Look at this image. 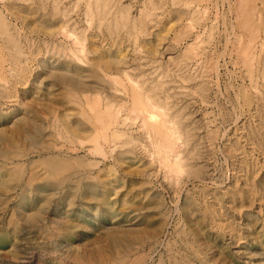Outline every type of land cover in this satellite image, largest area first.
<instances>
[{"label":"rangeland","instance_id":"obj_1","mask_svg":"<svg viewBox=\"0 0 264 264\" xmlns=\"http://www.w3.org/2000/svg\"><path fill=\"white\" fill-rule=\"evenodd\" d=\"M164 1L120 0L144 25L135 46L131 40H101L106 35L94 24L87 26L83 5L76 0L58 3L67 29L75 22V28L95 42V54H87L89 62L118 53L133 76L146 73L148 82L159 84L158 99L166 98L170 114L191 135L183 151L187 170L177 180L167 177L154 159L151 164L143 150L107 148L105 160L97 157V185L75 191L64 184L48 185L55 178L37 177L42 176L41 168L30 166L44 150L42 145L56 140L48 131L41 139L39 131L46 132L52 114L72 116L74 108L66 102L59 77V72L71 69L67 52L58 51L59 44L69 45L59 28L61 18L48 20L49 6L41 10L40 0L0 1V6L27 8L18 10L19 19L11 20L7 11L4 17L29 68L26 81L11 82L8 94L0 86V264H114L120 253H126L125 264H171L172 258L176 264H264V83L256 72L250 84L238 61L237 46L247 42L235 18L234 0ZM184 1L188 6H181ZM177 10L183 14L179 18ZM141 13L148 15L145 23ZM52 22L61 32L52 37L54 42L50 32H42V27L51 29ZM3 46L0 54L6 56ZM8 64L3 74L13 81L15 71ZM21 119L32 124V132L19 137ZM72 152V157L83 156ZM31 174L35 178L26 184ZM100 180L107 185L105 199L99 195L104 190ZM36 183L47 186L37 188Z\"/></svg>","mask_w":264,"mask_h":264},{"label":"bare ground","instance_id":"obj_2","mask_svg":"<svg viewBox=\"0 0 264 264\" xmlns=\"http://www.w3.org/2000/svg\"><path fill=\"white\" fill-rule=\"evenodd\" d=\"M76 1L83 5V9L81 11L84 12L86 19L89 22V25L87 26L94 24L100 31V35H106L102 36L103 38H100L101 40L106 38L110 41V43H115L118 40L121 41L122 39H125L126 42L127 40H131L133 45L137 42V36L144 28V25L142 24V21L136 19L140 17L132 18L129 15V9L121 4L120 0ZM159 1L160 0H157V2ZM169 1L171 2V0ZM172 1L174 2L175 0ZM59 2L60 0H47V3H45L44 0H40L39 6L42 10L43 7L48 4V20L61 18L59 28L61 29V32L65 34L66 38L69 39V45L64 46L63 43L59 44L58 51L65 50L67 52V58L69 57L66 61L68 64L67 68L71 69H67L65 72H59V77L64 81L61 85L63 87V94L66 102L73 103L74 108L72 107V116L64 112H62L61 115L52 114V120L49 124H47L48 126L46 125L47 130L43 127L46 132L41 130L39 131L38 137L40 136L41 139L44 138V135H46L48 131V134L53 137L55 136L56 140L51 146L45 144L42 145V149L45 151L41 150V152L37 154L38 158L30 162V166H38L41 168L42 176L40 174H37L36 176L47 179L55 178V180L50 182L48 185L54 184L62 186L64 184L69 188L68 191L71 189L75 191L79 188H84L85 190L91 189L94 185H97L98 180L95 181V179L97 177V179H99V160L101 158L99 159L97 157H102L103 160H105L108 152L106 151L107 148L113 152L114 150H120L124 147V150H121V152L134 153L136 149L145 151L150 157L149 161L154 159L157 167L161 168V171H163L167 177H171L176 180L179 179L181 173L187 170V163H185L186 158L183 155V151L187 145L190 144L191 135L188 133L182 121H180V119H175L174 115L170 114L168 111L170 105L168 104V101L165 100L166 98L163 96L161 101V99L159 100L156 96V89H158L159 84L157 82H148V79L146 78V80L144 78L146 73L144 76L142 72V74L138 73L136 76H133L129 72V63L122 62L120 58H118V53L109 54L110 57L106 58V60L103 59L104 61L101 58H92L90 61L91 66L88 68H82L80 65H77L75 63V59L78 60V62L83 61L90 64L87 54H91L92 52L95 54L96 48L93 46L95 42L92 38L85 34V30L83 31V29L79 30V28H75V22L73 23L74 29L73 27L72 29H67V19L63 18L65 13L64 9L62 10L58 7L60 4ZM149 2H151V0H149ZM154 3L155 2H153V4ZM12 4L10 6V4L7 5L2 3V6H0V38L3 39L0 44H3L7 49L6 56H4V54H0L2 63L0 64V86L3 87L5 94L9 93V86L11 82L14 84H23L27 78L25 74L29 70L28 66L24 65L27 62V57L25 59H21V55L24 54V50H22L23 47L21 48L17 45V37L15 36V33L10 31L8 21L5 19L6 16L4 17V13L7 11L9 16L13 17L10 18L11 20L19 19L20 14L18 10H25L27 8L15 5V3L13 5ZM171 5L175 6V4ZM183 5H187V2L184 1L181 6ZM234 5L236 7V13L233 12V14L235 13L237 24L243 31V35L245 36L247 42L245 45H242L239 41L240 44L237 46V53H239L238 56L240 60L238 61H240L245 68V75L248 76L247 78L250 80V84L253 80V74H256V72L260 73V77L263 79V81L262 79L260 81L264 83V0H234ZM1 7H5L6 10ZM196 9H198V7L195 8V12L197 13L198 10L196 11ZM180 10L182 11V9ZM175 13L177 12L175 11ZM178 14V18L183 15L180 11H178ZM150 15L151 14H149V16ZM147 16L148 15L146 13H141L142 19ZM185 17L188 16H184V18ZM195 18L196 17H194V19ZM51 25H53L51 29L48 28L50 25L42 27L45 28L42 32H50V40L51 42H54L52 37L58 35L60 29L57 27L55 22H52ZM89 28H91V26ZM47 29H50L51 31ZM238 38L240 39L241 37ZM42 43H46V41L44 40ZM33 45L34 42L31 39L30 46ZM59 55L60 54H58V56ZM7 63H10L8 66L11 65L12 69L15 71L13 81H10L8 77L3 74V72L6 71ZM100 71H103V73ZM65 80L67 82H65ZM241 97L243 100L248 98L246 93L243 91H241ZM19 122L20 124L18 126L20 128L16 130L19 137H21L22 134H29L32 132V124L30 122L22 119L19 120ZM38 137L35 135V140H37ZM12 140L7 139V142ZM56 141L59 143L57 144ZM181 147L184 148L181 149ZM52 149H56V153H54ZM77 150L78 152L75 154L77 155L79 152H83V156H70V154L73 153L72 151ZM116 161L120 162L118 158ZM147 164H149V162ZM151 164H153V162ZM109 166L111 165L109 164ZM111 167H113V165ZM14 168H16V166ZM111 169L114 171V168ZM15 171L18 170L16 169ZM33 176L34 175L31 174V176L25 180L27 181L26 184H30V181L35 178V176ZM104 182L105 181L103 180H100L99 182L101 184L100 186L104 187V190H102L99 195H102V198L105 199L108 194V189L106 182ZM174 182L176 183L175 180ZM45 183H36L35 185L37 188H41L47 186ZM35 185L34 188H36ZM87 193L89 195H98V192ZM191 200H189V205H192L193 203V200ZM169 250L167 251L169 252ZM120 254L121 255L115 258L114 264H125L127 260L126 253ZM173 255H175V253ZM176 263H178V261L175 258H172L171 264ZM158 264L161 263L158 262Z\"/></svg>","mask_w":264,"mask_h":264}]
</instances>
